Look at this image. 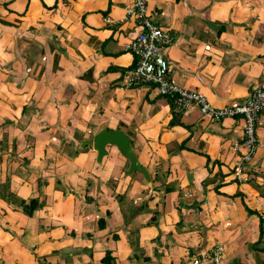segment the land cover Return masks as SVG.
<instances>
[{
	"label": "crops",
	"instance_id": "1",
	"mask_svg": "<svg viewBox=\"0 0 264 264\" xmlns=\"http://www.w3.org/2000/svg\"><path fill=\"white\" fill-rule=\"evenodd\" d=\"M144 1L173 34L164 56L177 84L215 107L264 86V0ZM130 3L0 0V193L24 198L11 209L0 198V264H185L214 243L222 264H264V110L237 175L239 117L176 112L148 85L118 88L139 30ZM103 127L129 136L147 181L122 176L128 161L114 146L94 161ZM77 142L92 156L65 150L74 166L61 170L59 153Z\"/></svg>",
	"mask_w": 264,
	"mask_h": 264
},
{
	"label": "built area",
	"instance_id": "2",
	"mask_svg": "<svg viewBox=\"0 0 264 264\" xmlns=\"http://www.w3.org/2000/svg\"><path fill=\"white\" fill-rule=\"evenodd\" d=\"M125 16H132L139 30L124 45V49L132 54L134 63L121 71L118 88L148 85L154 87L159 95L167 98L176 112L194 106L202 116L211 120L239 117L243 122L242 137L239 143L232 146L233 150L240 152L239 161L234 167L239 175L242 166L251 160L258 146L255 122L264 110V86L253 88L247 99L230 106L211 105L202 93L187 89L171 79L164 50L174 37L169 30L152 21L145 1L131 0ZM223 256L222 245L214 243L207 254L189 256L185 264H222Z\"/></svg>",
	"mask_w": 264,
	"mask_h": 264
},
{
	"label": "water",
	"instance_id": "3",
	"mask_svg": "<svg viewBox=\"0 0 264 264\" xmlns=\"http://www.w3.org/2000/svg\"><path fill=\"white\" fill-rule=\"evenodd\" d=\"M107 145L114 146L119 154L127 159L128 167L125 171V175L132 171H139L143 178L146 181L148 180L145 167L139 163L129 143V136L124 131L121 129H107L103 127L93 135L91 147L95 152L96 162H100L101 158L106 155Z\"/></svg>",
	"mask_w": 264,
	"mask_h": 264
},
{
	"label": "rangeland",
	"instance_id": "4",
	"mask_svg": "<svg viewBox=\"0 0 264 264\" xmlns=\"http://www.w3.org/2000/svg\"><path fill=\"white\" fill-rule=\"evenodd\" d=\"M32 106H33V103H32ZM33 112H35V110H33ZM242 125H243V122H242ZM59 130L62 132V134L63 135H66V134H72L73 133V131H72V133L71 132H69L68 131V133H67V131H63V129H62V127L60 126V128H59ZM76 134H78V138L80 137L81 138V132H77ZM73 135V137H75L74 135L75 134H72ZM68 136H70V135H68ZM89 144H90V138H89ZM88 143H86V144H84V146H82L83 144H82V142H80L79 143V145H78V142H77V144H76V146H74V147H72V145H67V147H66V149L65 148H63L62 150H61V152L59 153V156H58V158L56 159V161H55V163L57 164V167L58 168H60L61 170L62 169H65V168H67V169H69V168H72L74 165L73 164H70V165H68V164H66V157H65V154H67L69 151H70V155L72 156L73 154H74V151L73 150H79V151H81V150H83L84 151V149H83V147H85L86 149H85V151L84 152H86L85 154H88V152H89V156H92L91 154H93L92 152H91V147H90V145H89ZM69 148V149H68ZM65 150H69V151H66V153H65ZM105 156V155H104ZM29 158V157H28ZM72 158V157H71ZM106 158V157H105ZM71 162H73L72 160H70ZM77 161H78V163L80 164V165H82V163H83V161H84V164H85V167L84 168H89L90 166H89V157H85V159L84 158H80L79 160L77 159ZM94 161L96 162V160H95V156H94ZM103 161H105V159L103 160ZM46 164H48L47 162H45ZM97 163V162H96ZM63 166H64V168H63ZM83 166V165H82ZM127 170V169H126ZM125 170V171H126ZM125 171L123 172V175L122 176H125ZM135 172H139V171H132V172H130L129 174H127V176L129 177V176H131L133 173H135ZM137 174V173H136ZM29 180H33V179H29ZM29 180H26L25 182L28 184L29 183ZM52 182H54V183H56V185H58L59 187H65V182L63 181V180H61V179H59L58 177H54V179H53V181ZM114 182V181H113ZM43 183H44V181L42 180V178H41V176H39V178H38V180L37 181H35V186H37V188H35L33 191L35 192V193H37L38 192V194L36 195V196H38L39 195V193H40V190H41V185H43ZM71 183L72 184H75V181L73 180V181H71ZM69 186H71L70 184H69ZM113 186H115V185H113ZM67 187V186H66ZM72 187V186H71ZM73 188V187H72ZM73 190L75 191V189L73 188ZM6 192L4 193V194H2V193H0V198L2 197L3 198V200L6 202V204H8V208L9 209H11V206L14 204V202L15 201H17V200H19V199H24L22 196H20V195H17L16 194V192L15 191H10L9 189H6L5 190ZM33 191H32V193H33ZM74 191L72 192V193H74ZM29 193H30V191H28ZM25 201V200H24ZM0 261H3L2 259H0Z\"/></svg>",
	"mask_w": 264,
	"mask_h": 264
},
{
	"label": "trees",
	"instance_id": "5",
	"mask_svg": "<svg viewBox=\"0 0 264 264\" xmlns=\"http://www.w3.org/2000/svg\"><path fill=\"white\" fill-rule=\"evenodd\" d=\"M104 260V259H103Z\"/></svg>",
	"mask_w": 264,
	"mask_h": 264
}]
</instances>
